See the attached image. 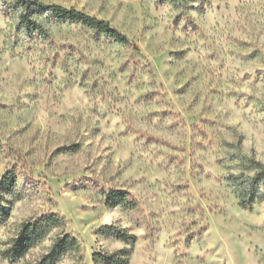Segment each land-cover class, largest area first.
I'll return each instance as SVG.
<instances>
[{
    "label": "clouds",
    "instance_id": "clouds-1",
    "mask_svg": "<svg viewBox=\"0 0 264 264\" xmlns=\"http://www.w3.org/2000/svg\"><path fill=\"white\" fill-rule=\"evenodd\" d=\"M0 264H264V0H0Z\"/></svg>",
    "mask_w": 264,
    "mask_h": 264
}]
</instances>
